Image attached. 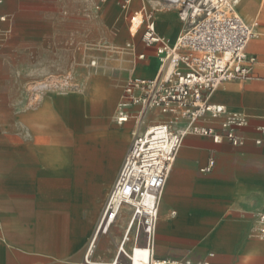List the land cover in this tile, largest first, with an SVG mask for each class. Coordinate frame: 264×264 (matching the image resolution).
<instances>
[{
    "label": "crops",
    "instance_id": "crops-1",
    "mask_svg": "<svg viewBox=\"0 0 264 264\" xmlns=\"http://www.w3.org/2000/svg\"><path fill=\"white\" fill-rule=\"evenodd\" d=\"M17 1L0 0V31L4 23L19 24L21 4L18 8ZM240 1L239 14L248 22L257 21V17L247 19L252 17L249 10L251 16L245 17ZM144 7L156 10L159 34L175 40L183 31L177 8L165 5L164 0H129L123 10L113 7L112 12L131 15ZM29 24L24 26L26 33L33 32ZM128 26L130 31V23ZM259 34L248 45L261 57L258 75L226 83L211 96L213 103L249 116L248 125L240 130L244 143H216L195 134L185 138L160 203L154 241L157 259L264 264V239L252 234L257 214L264 211V41L259 40ZM138 38L142 42L141 33L133 38L130 32L128 42L134 41L137 47ZM140 53H145L146 58L140 60L132 53V76L154 77L160 67L155 49L144 45V50L139 51L137 47ZM153 68L155 72L148 74ZM127 75L126 65L118 81L97 71L80 91L66 97H43L40 105L42 110H49L50 125L37 135L36 142L41 145L32 157L40 163L43 179H0V264H86L87 251L97 258L113 256L123 230H128L130 207H123L109 234L99 229V223L137 129L136 124L133 126L135 119L123 124L116 120L122 81ZM93 87H99L100 92L95 93ZM93 96L99 99L93 100ZM29 119L22 117L21 125L28 128ZM80 120L89 125L87 133L78 126ZM68 123L78 127L74 136L79 143L75 141L72 147L63 142ZM211 160L215 161L213 168L204 170ZM70 161L86 177L79 179L83 197L99 196L87 215L88 221L79 223L80 230L71 218L73 182L65 173ZM5 174L0 169V177ZM140 243L146 245L143 237ZM144 246L140 247L148 248ZM116 257L120 264L134 263L132 256L131 260Z\"/></svg>",
    "mask_w": 264,
    "mask_h": 264
},
{
    "label": "built area",
    "instance_id": "built-area-1",
    "mask_svg": "<svg viewBox=\"0 0 264 264\" xmlns=\"http://www.w3.org/2000/svg\"><path fill=\"white\" fill-rule=\"evenodd\" d=\"M239 1L164 0L165 5L177 8L184 24L175 40L159 34L155 9L144 7L130 15L131 36L141 33L145 47L155 49L160 67L154 77L131 76L124 86L116 120L128 122L132 107L137 106V129L99 223V229L108 231L123 207H130L131 219L119 251L130 260L123 247L134 229L135 242L143 237L151 251L145 264H210L190 258L157 259L154 241L163 191L185 138L195 134L216 143H244L240 130L248 125L249 116L211 101L222 85L249 79L254 73L257 60L247 49L258 36L259 22H248L239 14ZM124 50L140 60L146 58L145 53L137 54L134 41ZM214 163L211 160L204 170L210 171ZM252 234L264 239V211L257 214ZM86 264H97L88 253ZM102 264L120 263L116 257Z\"/></svg>",
    "mask_w": 264,
    "mask_h": 264
},
{
    "label": "rangeland",
    "instance_id": "rangeland-1",
    "mask_svg": "<svg viewBox=\"0 0 264 264\" xmlns=\"http://www.w3.org/2000/svg\"><path fill=\"white\" fill-rule=\"evenodd\" d=\"M254 3L256 4L252 8H248L243 6L241 0L239 8L244 15V12L250 11L252 17L250 13V16L245 15L250 17L248 20L257 17L259 40L264 41V0H254ZM126 4L127 0L17 1V7L21 6L19 24L15 21L4 23L5 27L0 31V169L6 173L0 179H43L40 163L32 158L35 149L41 145V142H36L37 135L46 132L50 125L47 119L49 110L41 109L43 97H66L80 91L88 85L91 74L97 71L118 81L123 65H126L128 75L122 81V93L133 74L134 56L124 50L125 44L130 40V15L128 12L116 15L112 8L123 10ZM26 23L32 24L33 32H25ZM137 47L139 51L144 50L139 38ZM247 50L257 60L254 73L249 78L251 79L258 75V66L262 60L249 47ZM138 63L143 64L145 61ZM154 72L155 68L148 74L152 75ZM40 84L45 86L40 87ZM93 91L98 93L100 88L93 87ZM92 99L99 98L93 96ZM138 110L139 107L136 108ZM22 117H30L29 129L21 125ZM78 123L83 133H87L89 125L82 124L81 120ZM76 128L78 127L74 123L66 124L63 142L67 147H72L75 141L79 143L78 137L74 136L78 132ZM65 173L73 182L71 218L75 227L80 230L79 223L88 221L87 215L99 196L92 199L83 197L79 179H83L84 174L79 168H74L72 161L68 162ZM104 207L105 204L102 212ZM76 211L80 214H76ZM126 230H123L111 258H97L91 253V260L102 264L116 256L129 259L124 252L119 253ZM129 237L124 248L130 256L134 246L144 245L140 243L141 238L135 242L134 229L130 231Z\"/></svg>",
    "mask_w": 264,
    "mask_h": 264
},
{
    "label": "bare ground",
    "instance_id": "bare-ground-1",
    "mask_svg": "<svg viewBox=\"0 0 264 264\" xmlns=\"http://www.w3.org/2000/svg\"><path fill=\"white\" fill-rule=\"evenodd\" d=\"M254 0H243V6L252 8L254 6ZM245 15L250 16L249 12H244ZM2 31V30H1ZM253 41V40H252ZM250 42V45H252L253 42ZM255 43V42H254ZM249 45V46H250ZM40 87H44L45 85L40 84ZM131 119H135V111L133 112V117ZM97 198V197H96ZM96 200V199H94ZM94 237V236H93ZM94 239V238H93ZM95 241V240H94ZM93 247V246H92ZM89 249V248H88ZM123 250L125 248L123 247ZM132 258L134 259V264H145L150 260V250L148 248H142L139 245L135 246L132 249V253L130 254Z\"/></svg>",
    "mask_w": 264,
    "mask_h": 264
}]
</instances>
